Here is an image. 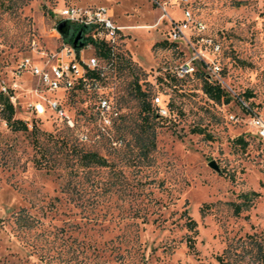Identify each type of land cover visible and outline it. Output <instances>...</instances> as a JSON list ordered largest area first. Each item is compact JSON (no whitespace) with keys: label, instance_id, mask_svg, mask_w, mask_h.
<instances>
[{"label":"rangeland","instance_id":"374dc122","mask_svg":"<svg viewBox=\"0 0 264 264\" xmlns=\"http://www.w3.org/2000/svg\"><path fill=\"white\" fill-rule=\"evenodd\" d=\"M98 4L123 28L103 69L119 118L99 132L84 97L67 99L62 105L75 113V126L39 117L41 148L48 147L40 154L30 127L12 129L0 113V264H219L231 237L264 233V142L251 121L264 119V0H0V91L13 97L14 117L27 116V103L38 97L36 78L19 72L21 58L51 60L63 46L60 8ZM183 8L202 20L219 49L196 40L153 46ZM195 50L194 71L179 75ZM206 64H219L227 101L203 91ZM165 72L175 79L157 80ZM135 78L149 98L168 95L175 112L153 119L155 146L146 155L135 135L142 114ZM63 135L106 164L79 163L53 143ZM244 190L259 195L236 214L231 201Z\"/></svg>","mask_w":264,"mask_h":264},{"label":"built area","instance_id":"2783aa9c","mask_svg":"<svg viewBox=\"0 0 264 264\" xmlns=\"http://www.w3.org/2000/svg\"><path fill=\"white\" fill-rule=\"evenodd\" d=\"M58 21H65L67 32L62 33L63 46L59 51L53 52L52 59L47 58L38 64L29 56H24L18 63L19 72L28 70L36 78L33 90L38 97L27 103V116H21L28 127L33 121L41 116L54 115L68 127H74L76 123L75 113L68 112L62 105L65 100H86L85 107H88V116L92 117L99 132H106L114 121L119 118L120 109L113 91V87L106 82L103 71L105 66L104 58L113 54V45L116 38L122 31V26L117 24L113 18V12L108 5L98 4L96 6L65 5L59 10ZM165 13H161L154 25L162 22ZM75 27H79L81 35L88 41L79 49H76L74 42H70L63 35H70ZM205 24L195 17L188 8L182 9L179 18H170L166 38L176 41H183L193 46V40L201 41L206 46L219 49V43L204 33ZM77 31V32H78ZM76 32V33H77ZM95 42H103L110 48L108 56H100L95 50ZM90 49L85 53V49ZM193 48V47H192ZM200 51L195 50L192 57L180 63L178 74L194 71L192 58H199ZM102 57L100 60L98 57ZM205 76L213 81H220L219 64H206ZM159 73V72H157ZM156 76V74H155ZM164 78L165 75L162 74ZM144 88V87H143ZM3 90L13 102L9 90ZM148 90V89H147ZM58 92V94H56ZM86 94V96L83 94ZM82 94V95H80ZM150 101L152 111L156 117H174L175 112L169 106V96H161L158 91L151 93ZM50 109V111H48ZM83 108L78 111L81 112ZM252 124L257 129L259 138L264 142V119L254 115ZM81 139H86V133H82Z\"/></svg>","mask_w":264,"mask_h":264},{"label":"trees","instance_id":"16d2710c","mask_svg":"<svg viewBox=\"0 0 264 264\" xmlns=\"http://www.w3.org/2000/svg\"><path fill=\"white\" fill-rule=\"evenodd\" d=\"M58 21V20H57ZM59 22V21H58ZM79 27H75L73 32L70 35H63L70 42H73L76 32ZM88 39L85 36L77 40L74 43L76 49H79L83 44H85ZM165 43L168 46H176V40H171L165 38L161 41L154 42L153 46L158 43ZM95 50L100 56H108L110 54V48L103 42H95ZM131 68L134 69V66L128 61ZM164 78L162 75H159L157 80H165L170 81L175 79V76L171 72H165ZM134 95L138 100L139 109L141 111V122L138 126V132L135 134L138 140V146L142 153L146 155L151 149L155 146V130L154 124H152L153 119H160L161 117H156L154 112L152 111V104L150 103L149 91L146 88H143L140 83H138L137 78L134 79ZM203 91L214 100L225 99L226 101L229 99L224 88L220 85L219 82L210 80L208 77H203L202 82ZM249 95V94H248ZM0 113L1 116L6 120V122L11 126L12 129H27L28 126L24 122L23 119L14 117V106L9 99L8 94L0 91ZM169 106L171 107V100L169 99ZM36 120L33 121L32 126L30 127V132L32 135V140L37 152H41L40 154H44L45 150L48 147L43 146L40 141V136L44 132L38 128L35 124ZM50 135V133H48ZM53 143L60 141V143L64 144V151L71 152L73 151V156L76 157V160L81 164H106V159L99 155L94 150H85L81 146H77L72 141L68 143L69 139L67 136L63 135L61 137H54ZM238 140L241 141V137H237ZM48 152L52 154V151ZM62 151V155L64 153ZM51 160L55 159V156L49 157ZM36 162L41 161L40 158H35ZM49 161L46 160L47 163ZM259 195V192L256 190H244L240 191L237 194L238 200L231 201V205L233 207L234 213L238 214L240 211L244 209H248L251 205H253L255 198ZM187 225L190 228H194L196 225V221L191 216H187L186 220ZM188 244L189 246H193L192 237L188 236ZM217 259L219 264H264V233L262 231L253 230L251 232H245L242 235L233 236L229 240L226 241L224 247L217 254Z\"/></svg>","mask_w":264,"mask_h":264},{"label":"water","instance_id":"95a60500","mask_svg":"<svg viewBox=\"0 0 264 264\" xmlns=\"http://www.w3.org/2000/svg\"><path fill=\"white\" fill-rule=\"evenodd\" d=\"M58 30L61 32V33H66L67 32V27H66V24H65V21H60L59 24H58ZM81 35V31L79 30L75 37H74V40L73 42L76 43L78 38L80 37Z\"/></svg>","mask_w":264,"mask_h":264}]
</instances>
